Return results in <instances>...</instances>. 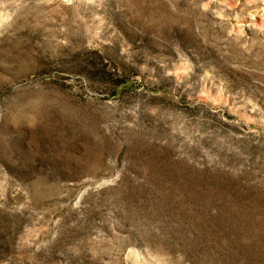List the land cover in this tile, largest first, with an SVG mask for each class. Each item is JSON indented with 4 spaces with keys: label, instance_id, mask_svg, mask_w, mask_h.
I'll return each instance as SVG.
<instances>
[{
    "label": "rangeland",
    "instance_id": "1",
    "mask_svg": "<svg viewBox=\"0 0 264 264\" xmlns=\"http://www.w3.org/2000/svg\"><path fill=\"white\" fill-rule=\"evenodd\" d=\"M0 264H264V0H0Z\"/></svg>",
    "mask_w": 264,
    "mask_h": 264
}]
</instances>
